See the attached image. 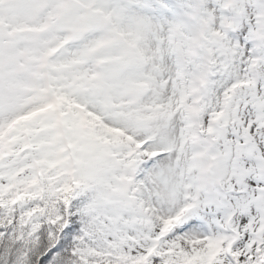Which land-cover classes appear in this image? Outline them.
Segmentation results:
<instances>
[{
  "label": "snow or ice",
  "instance_id": "1",
  "mask_svg": "<svg viewBox=\"0 0 264 264\" xmlns=\"http://www.w3.org/2000/svg\"><path fill=\"white\" fill-rule=\"evenodd\" d=\"M0 264H264V0H0Z\"/></svg>",
  "mask_w": 264,
  "mask_h": 264
}]
</instances>
